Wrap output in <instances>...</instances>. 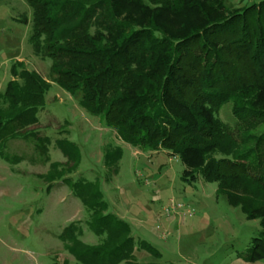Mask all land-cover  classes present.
<instances>
[{
    "label": "trees",
    "instance_id": "trees-1",
    "mask_svg": "<svg viewBox=\"0 0 264 264\" xmlns=\"http://www.w3.org/2000/svg\"><path fill=\"white\" fill-rule=\"evenodd\" d=\"M227 2L28 0L29 42L37 57L51 62L52 81L71 96L81 94V108L122 142L179 158L187 176L182 179L191 186L201 179L216 184L227 200L240 197L239 206L228 200L229 205L262 228L241 257L259 264L264 263V0L243 7ZM161 19H170L174 28ZM11 77L0 93L4 159L9 141L35 138L37 132L29 128L39 123L51 90L49 80L23 63L13 64ZM229 103L232 126L219 116ZM58 146L78 168L76 146ZM122 158L121 148L105 150L107 175L119 173ZM59 168L52 164L55 173L47 179L69 186L98 238L96 245L84 243L81 222L64 229L60 239L74 264H141L135 249L160 257L109 211L98 181L64 179V169L56 173Z\"/></svg>",
    "mask_w": 264,
    "mask_h": 264
},
{
    "label": "rangeland",
    "instance_id": "rangeland-1",
    "mask_svg": "<svg viewBox=\"0 0 264 264\" xmlns=\"http://www.w3.org/2000/svg\"><path fill=\"white\" fill-rule=\"evenodd\" d=\"M251 1L228 0L227 4L243 7ZM162 21L174 28L170 19ZM31 33L28 0H0V93L12 79L11 67L17 62L51 84L39 123L29 128L37 132L35 138L11 140L2 152L6 159L0 155V264H51L54 260L74 264V256L60 239L72 222H81L84 243H98L85 224L84 206L69 186L47 179L55 173L54 163L65 170L64 179L98 181L109 211L133 227L136 240L159 250L157 258L135 249L138 263L248 264L241 256L262 228L259 221H248L234 207L240 205V197H228L234 205L230 206L227 196L218 195L216 184L201 179L194 186L185 183L179 158L144 153L122 142L100 118L81 108V94L71 96L52 81L51 62L34 54ZM231 108V103L226 104L219 113L230 126L236 122ZM60 142L76 146L78 168L72 166L76 160L68 162ZM110 147L121 148L123 158L119 173L109 176L104 154ZM173 203L184 206L175 216L166 212ZM193 210L196 215L188 216Z\"/></svg>",
    "mask_w": 264,
    "mask_h": 264
},
{
    "label": "built area",
    "instance_id": "built-area-1",
    "mask_svg": "<svg viewBox=\"0 0 264 264\" xmlns=\"http://www.w3.org/2000/svg\"><path fill=\"white\" fill-rule=\"evenodd\" d=\"M183 207H184L183 205L173 203V204L171 205V207H169V208L166 210V212H167L168 214H172V215L175 216V215H177V213L179 212V210L183 209ZM194 215H196L194 210L191 211V212H189V214H188V216H190V217H192V216H194Z\"/></svg>",
    "mask_w": 264,
    "mask_h": 264
}]
</instances>
